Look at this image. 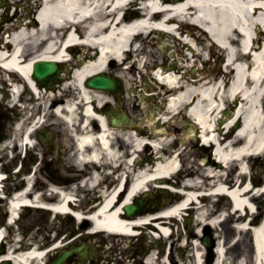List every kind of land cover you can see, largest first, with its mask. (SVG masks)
<instances>
[{
	"label": "bare ground",
	"instance_id": "bare-ground-1",
	"mask_svg": "<svg viewBox=\"0 0 264 264\" xmlns=\"http://www.w3.org/2000/svg\"><path fill=\"white\" fill-rule=\"evenodd\" d=\"M138 1L130 0L128 3L126 0H32L36 6L43 4V7L38 9L35 19L29 18V22L23 23L28 17L18 15V0H0L4 5L2 10L0 8V29L13 30L9 34L11 45L2 46L0 40V67L3 73L10 70L11 73L6 74L12 76L18 75L13 70L18 71L37 95L38 105L42 106V117L37 119L36 124H31L24 132V125L32 116L24 117L22 124L19 123L14 129V137H10L8 144L19 141L21 147L28 143L30 147L36 148L37 131L34 128L44 127V117L52 113L55 120L49 126H52L54 131L65 132L66 141L73 142L69 162L76 170L90 166L87 177L68 187L47 182L48 186L44 190L35 191L33 179L27 178L24 186L14 193L8 203V219L5 224H13L14 216H20L22 207H42L57 213L66 212L68 208L61 198H71L79 186L87 187V190L92 192L91 202H88L83 210L88 209L93 223L80 219L81 214H84L83 210L74 213L78 222L86 221L92 231L96 230L99 234L110 237L133 236L134 228L148 220L150 215L183 219V210L191 201H195L197 205L191 203L195 214L188 216L187 238L184 241L185 248L192 252L190 258L194 264H201L205 252L197 242L202 236V226L218 230L215 235L217 241L212 250L214 264H264V175L262 184L251 190L246 181H241L238 187L223 185L225 181L233 184V181H238L243 174L248 177L253 160H260L262 164L264 162V30L260 28L264 27V0H148L149 3L144 6L142 12L134 7ZM25 3L28 4V14L32 4L30 0H25ZM14 8L15 15L11 16L10 12ZM189 17H192L191 22H186ZM169 18L185 21L180 32L183 37L176 38L175 34L179 35V30L165 24L169 21L164 20ZM69 26L80 28L86 40L85 45L79 46L74 70L67 78L61 73L62 83L57 85L56 89L40 87L31 78L33 62H54L63 68L62 72L68 71V66L72 65L73 59L68 58L67 49L64 51L62 47V32ZM252 30L256 32V39H251ZM157 33L161 38L157 43L163 51L161 60L160 53L152 44L153 35ZM73 40L74 35L69 33L66 41ZM95 43H98L100 51L93 58L90 52L93 51ZM179 45L186 51L183 52ZM218 46L224 49L227 66L231 67L228 72L223 71V66H218L217 73L213 75L208 74L209 68H206V75L196 74L199 70L192 69L190 78L185 75L180 77L182 69L194 67L197 61L207 64L209 56L214 53L211 47ZM171 48L174 49L172 57H175V54L181 57L175 58L174 64L168 61ZM125 49L130 50L125 52ZM248 52L253 54L251 58ZM178 61L182 64L179 65ZM110 64L116 67L114 73L110 70ZM149 68L157 71L158 81L155 76L151 79L164 89L166 96L164 113L158 118L159 121L166 124L169 121L167 115L175 116L185 109L187 116L200 132L202 143L215 146L213 155L218 163L211 162L212 167L200 168L202 181H184V186L190 187L191 190L184 194L182 200L156 213L148 212L127 218L119 214L123 207L130 204L138 194L148 191L151 187H160L158 179H166L176 173L179 168V155L165 150V146L171 149L173 144L166 136L148 140L141 137L148 134L143 130L115 134L97 110L99 106L111 101V98H105L106 94L88 88L84 83L94 75L112 73L114 77L129 85L135 84L140 76L145 85L154 90L142 73ZM180 86V93L168 99L166 94L177 92L176 87ZM15 91L18 93V88L15 87ZM17 93L13 95V101ZM48 101L51 103L48 104ZM231 103L238 104L223 127L228 128L227 139L221 141L215 133L213 123ZM232 123H240V126L230 136ZM191 130L193 128L189 131ZM165 131L152 130V136L157 137ZM189 138L195 139L194 136ZM142 147L154 154V162L150 166H139L141 161L137 157L143 150ZM112 165L120 176L128 175L130 180L140 176L126 191L119 194L118 201L114 204L112 199L114 193L119 190L120 183L118 179H111V171H107ZM229 166L234 167L227 172L225 179L223 171ZM201 190H209L212 195L200 197ZM217 193L229 195L230 209L238 210L234 215L223 219L225 213L215 209L213 200ZM244 208L249 209L248 216L240 214L239 210L243 211ZM259 213L262 214L261 219L257 224H253ZM231 218V227L237 234L232 242L227 240L229 229L226 230L222 226L223 222H229ZM154 222L163 226L164 221L157 216ZM250 229L253 231L250 240L254 251L252 262L249 261L247 246ZM161 230L165 235L168 232L165 228ZM192 237L196 238L193 242L190 240ZM5 239L2 229L0 243ZM11 243L6 253L0 255V262L45 264L46 255L63 245L62 242L53 244L45 253L39 252V247H33L32 243L25 244L22 241V244L18 245V239L13 238ZM179 246L181 248L182 243ZM239 252L243 255L234 257L235 262L231 263L232 253L239 255ZM148 264H156L153 256L149 258Z\"/></svg>",
	"mask_w": 264,
	"mask_h": 264
},
{
	"label": "rangeland",
	"instance_id": "rangeland-1",
	"mask_svg": "<svg viewBox=\"0 0 264 264\" xmlns=\"http://www.w3.org/2000/svg\"><path fill=\"white\" fill-rule=\"evenodd\" d=\"M19 2V8H18V15H22V16H26L27 15V3H25L24 0H18ZM0 8L2 10V7L0 5ZM32 13V7L30 9V12L29 14ZM2 29H0V34H1V31ZM154 37V41L152 42L153 44V48L160 53V60L162 59V53L163 51L161 49H159V44L157 43V40L158 39H161L160 38V35L159 34H154L153 35ZM166 38V37H164ZM150 40V39H149ZM172 40V39H171ZM163 44V43H161ZM179 48L181 50L186 51L184 48H182L180 45H179ZM211 50H213V54L210 55V60L208 62V64H203L202 62L199 63V61H197L196 65L194 67H191L189 69H182L183 70V75H186L187 78L190 77L191 75V70L192 69H196V70H199V72H197L196 74H202L201 72H203V70H206V68H209V73L208 74H216L217 71H216V66H217V52H218V49L215 47H211ZM170 53H174V49L171 48L170 50ZM169 53V56L171 59L172 56L171 54ZM73 58L76 59L77 56L73 55ZM174 58H181L179 55H176L175 54V57ZM181 62H179L180 64ZM181 65V64H180ZM73 64L71 65V67L68 66V74H65L64 78H67V76L70 74V70L72 68ZM115 69L116 67L113 65V64H110V70L111 72H115ZM146 79L151 83V85H153L155 87L154 90L152 91H145L144 88H143V79L138 76L137 77V82L133 85H129V84H126L123 82V86L125 87V90H126V93H125V98L122 102V106L125 107V109L131 113L132 115L134 116H142V109L143 108H146V109H150L151 111H154L155 108L158 107V105L156 106V104H159V106H162L163 103H164V98L166 96H164V89H161L157 83L152 80L150 78V76H148V70H143L142 72ZM142 93H153V94H156L154 95L153 97H155L154 100H151L150 98L148 99H144V100H141L140 98V95ZM161 93V95H160ZM105 94V93H104ZM108 95L106 94L105 98H108L107 97ZM112 97V96H111ZM5 100V94H3V98L0 99V112L2 113L3 115V131H1L2 135H3V142H2V145L0 146V158H2V161H3V164L6 165V168H9L10 164L9 163V159L5 158L4 157V153L2 152L3 150V145L4 143L10 138V136H12V134H14V127H15V122L18 121L20 118H21V115L20 113H18L16 111V109L12 110L8 107V101L4 102ZM51 102L48 101V104H50ZM232 105V104H231ZM230 107V106H227V108ZM38 109L36 110L38 113H39V117H42V108L40 107H37ZM184 111V109H183ZM33 114H37V112H35V110H32ZM159 114V113H158ZM161 114V113H160ZM146 117V116H145ZM167 117H169L171 120H169L170 122L167 123L168 125V128L166 129L167 132L166 134H163L162 136H166V137H169L170 139L173 138V136L175 134H177L176 131H173L172 128L174 127H177L178 130H184L186 128H184L183 126V123H182V120L180 121H177V116H171V115H167ZM37 118V119H38ZM147 119L149 117H146ZM45 121L46 122H49L51 123L53 120H54V116L52 113H48L45 117H44ZM156 119V117H155ZM79 121V119L77 120ZM146 125H148L146 123ZM114 131L115 134H120L122 132H128L129 130L127 129H112ZM147 130V129H146ZM145 131V130H144ZM184 132V131H183ZM186 132V131H185ZM63 136L62 137H59L57 138V140H54L52 145H54V143L58 142L60 143L62 149H61V153L63 155V157H67L66 153L68 151L69 155H70V152L72 151V147H73V142L70 140V141H66V133L63 132ZM198 135V133L196 134ZM141 137H144L145 139H156V137H153V136H147V135H141ZM196 138V137H195ZM181 143H185L184 145L180 144V145H177L176 142H174V144H172V151H175V150H179V151H182V156L180 155V159H182V162H187V163H197V160L196 158H200V157H205V155H199V142L196 143V142H193L192 140H188L186 139L185 135L184 137H182L180 140H179ZM66 148H65V146ZM197 148V149H196ZM39 148H32L31 152H28V156H27V159L25 160V166H26V169H25V172H29L30 170L33 172L34 171V162L37 161L39 159V152L41 150H38ZM143 149V147H142ZM171 149H169L168 147L165 146V150H167L168 152L171 151ZM51 153H48V157L50 156ZM154 154H151L150 151L148 150H142L138 153V160L141 161V165H145V166H150L151 165V162L147 160L148 157H151L153 156ZM193 157V158H192ZM16 158H22L20 157V155L16 156ZM30 158H32L33 160L30 161ZM68 159H69V156H68ZM252 165H253V174L255 176L254 180L252 181L253 184L255 185H259L260 183L258 182V179L259 177L263 176L264 175V169H263V166H264V162L263 164L260 163V160H253L252 161ZM207 167V166H205ZM234 167V166H233ZM87 168L89 169L88 165H87ZM201 168V167H200ZM263 170V171H262ZM118 173H115V176L117 175ZM257 175V177H256ZM32 177V176H31ZM34 177H36V175H34ZM33 177V178H34ZM35 179V178H34ZM18 180H21V178H16L14 180H12L11 182H9V187H13V183L14 182H18ZM184 182V180L182 181V183ZM150 190L152 191L153 188H150ZM76 195L77 197L79 198V203L77 204L78 207L80 208H85L86 207V204L88 202H91V195H92V192H89L88 194H85V193H77L76 192ZM98 202V201H95V203ZM222 202V204H224V200L220 201ZM83 212H87V209H85V211ZM22 215V214H21ZM83 224V222H77L76 220H74L73 217L71 216H63V215H56L54 217V215H52L51 213H48L46 211H35V212H30L28 215L26 216H21L19 221L14 223L12 226H6L7 227V241H6V246H10L12 243L10 241V239L14 238V239H19V241H22L25 239V242L26 243H32L34 245H39L41 247H44V248H47V247H51L53 243H58L59 240L65 236V240H71L73 239L72 241H77V243H86L87 240L90 238L86 231L88 230L89 226L88 225L87 227H85V229H81V225ZM222 226L224 228H226V226H224L222 224ZM193 227L191 226V231ZM211 233L215 236L217 235L218 233V230L214 229V230H210ZM102 235H97L96 238H99L101 237ZM237 234L236 232H231L230 231V234L227 238L228 241H233L235 238H236ZM105 238H108L109 241H108V249L109 248H112L113 250H115V252L117 253L116 255V259L119 260V259H122V256L120 257V249H123V248H126V246L123 243V239H118V238H121V237H116L118 240L116 241V239H113L111 240L109 236L105 235L103 236ZM172 239H168L165 243H163L161 246L158 244V242H153L151 243L150 241H146L145 239V236L142 235L140 236L138 239L135 238L133 240V244H136L140 250H143V249H150L151 247L155 246L154 244L156 243V248L158 251L161 252L162 249L166 248L169 246V242L170 244L174 243L175 242V248H177L179 245H181L182 243V248H184V259L183 261H180V259L178 258V255L177 253L175 252L174 253V258H175V261H177V263L179 264H194V261L192 260V258H190V255L192 252H190L189 249H186L184 244H185V239L187 238V227H183L182 224L178 223V225L175 226V233L174 235L171 237ZM224 238V237H223ZM49 240V242H48ZM190 240L193 242L195 241V237H192L190 238ZM63 241V240H62ZM215 241H217V239H215ZM199 243V239L197 241ZM114 244V246H113ZM117 246V247H116ZM136 246V247H137ZM242 249V247H241ZM240 249V250H241ZM146 251V250H145ZM233 255L230 256V262L234 263V257H236V254L235 253H232ZM50 259V253L48 255H46V257L44 258V262H47L49 261Z\"/></svg>",
	"mask_w": 264,
	"mask_h": 264
},
{
	"label": "water",
	"instance_id": "water-1",
	"mask_svg": "<svg viewBox=\"0 0 264 264\" xmlns=\"http://www.w3.org/2000/svg\"><path fill=\"white\" fill-rule=\"evenodd\" d=\"M58 71L56 66L52 62L48 61H38L33 64V75L32 77L39 82L40 84L44 85L47 88H53V83L55 81L60 82L61 78L58 75ZM85 85L87 87L95 88L98 90H103L109 93H115L117 107L120 109L121 113H117L113 111L112 114L109 115V124L113 127H122L124 125L133 126V121L128 118V116L122 111L119 105V101L121 100V90L117 86L116 81L114 79H110L108 76L105 75H96L86 81ZM38 138L42 142H48L49 137L45 136L43 133L38 134ZM55 153L57 152V147L54 148ZM163 182V179L160 180ZM168 195L166 189L158 188L157 194L153 195L151 193H144L141 198H147L148 201L153 202L154 200H162ZM136 205H126L124 207V211L126 216L137 215L140 214L146 207L145 204L142 203L140 199L135 200ZM164 202L162 201V205ZM158 207H155L157 209ZM206 241V240H205ZM207 243V242H205ZM3 252V251H2ZM77 254L81 258V262L84 263L87 260V252L86 250L81 247L78 249L72 248L70 250H64L59 256H55L52 261L48 264H67L66 259L71 254ZM6 264V263H2Z\"/></svg>",
	"mask_w": 264,
	"mask_h": 264
},
{
	"label": "flooded vegetation",
	"instance_id": "flooded-vegetation-1",
	"mask_svg": "<svg viewBox=\"0 0 264 264\" xmlns=\"http://www.w3.org/2000/svg\"><path fill=\"white\" fill-rule=\"evenodd\" d=\"M0 118H1V114H0ZM178 177H179L178 179L184 177V173H180ZM20 187L21 185H19L17 189ZM10 192L11 190L8 193ZM4 207L5 206L3 205V203L0 202V211H3ZM129 241L131 242L132 240H125V242H129ZM130 246L133 247L135 245L130 244ZM98 254L100 259L98 261H94L92 264H113L112 258L115 255V253H112L110 250L105 251L104 249H98ZM137 255L138 253L135 250H131L130 252L124 251V260L126 261V263L124 264H140L139 261L137 260ZM119 264H123V263H119Z\"/></svg>",
	"mask_w": 264,
	"mask_h": 264
}]
</instances>
